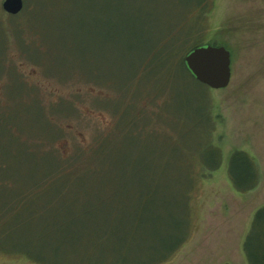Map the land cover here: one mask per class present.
I'll list each match as a JSON object with an SVG mask.
<instances>
[{
  "label": "rangeland",
  "instance_id": "1",
  "mask_svg": "<svg viewBox=\"0 0 264 264\" xmlns=\"http://www.w3.org/2000/svg\"><path fill=\"white\" fill-rule=\"evenodd\" d=\"M2 1L0 110L11 109L15 115L13 123L30 132H23V137L29 143L36 141L38 149H47L48 138L55 134L53 126L57 137L52 142L59 147V153L68 156L79 150L82 158H90L91 152L108 138L113 141L109 152L116 168L111 169L113 173L124 171L119 164L122 158L131 160L144 153L146 149L139 147L135 140L144 147L157 146L156 157L164 163L154 169L159 179L153 196L155 200L171 202L157 201L148 209L164 214L171 212L175 216V238L183 235L188 223L182 245L158 264H244L241 242L254 211L264 204V0H206L204 11L201 6H190L194 0L190 3L189 0H24L26 8L15 15L2 9ZM26 2H40L41 7L37 5L29 12L32 5ZM77 18L82 29L73 25ZM135 20L145 24L146 29L142 31L154 30L144 38V44L154 37L157 39L159 31L173 35L178 29L200 26L201 44L224 46L231 55L229 85L224 89L206 88L204 98L215 120L211 137L222 148V162L202 178L199 175L204 171L193 166L192 172L198 177L188 191L187 220L181 205L186 201L182 190L185 188L172 181L175 172L180 171L175 166L176 156L158 147L159 139L144 128V137L134 140L130 136V130L142 126L144 121L142 115L133 117V108L137 113L146 111L152 117L153 127L161 134L165 131L174 141L188 133L185 136L192 143L197 137L191 133L203 137L204 129L197 127L194 114L177 113L181 98L175 97L171 78L164 74L148 76L147 55L131 62L135 56L129 58L128 52L121 48L128 39L121 36L120 30L114 36L115 23L116 28L127 29L136 27L131 24ZM133 29L135 34L139 33ZM135 40L136 35L129 42ZM144 51L143 47L141 54ZM74 70L79 74L70 77ZM187 82L191 84L187 83L188 91L184 95L193 99L195 107L201 103L198 94L202 91L192 81ZM27 94L31 99L23 102L21 96ZM235 149L249 151L261 172L259 185L244 194L235 192L228 179V157ZM49 158L45 154L41 158L44 160L32 161L5 126L0 125V164L5 163L0 169L1 176L14 179L16 185L30 184L39 173H49ZM137 191L134 187L124 190L132 196ZM11 196L12 200L6 201L0 193V218L5 221L0 233L8 242L18 239L27 242L37 236L34 222L28 218V212L14 215L6 212L16 203V195L11 193ZM113 207L115 203L91 205L85 201L83 207L72 210L74 215L49 214L47 224H59L63 216L73 217L70 229L75 233L64 231V225L50 229L39 237L42 243L33 255L45 259L44 264L149 263L153 257L150 256L151 232L146 223L135 229L138 221L148 219L146 213L133 201L128 206H119L120 209ZM47 213L45 210L41 215ZM121 219L128 225L121 223ZM81 226L86 227L82 232ZM89 228H94L93 232ZM106 229L108 234H102ZM84 233L93 236H83ZM122 236L130 239L129 246L128 243L124 247L114 244ZM49 237L53 241L51 245L47 243ZM95 239L92 249L90 242ZM123 260L127 262L122 263ZM0 264L42 263L21 254L0 252Z\"/></svg>",
  "mask_w": 264,
  "mask_h": 264
},
{
  "label": "trees",
  "instance_id": "2",
  "mask_svg": "<svg viewBox=\"0 0 264 264\" xmlns=\"http://www.w3.org/2000/svg\"><path fill=\"white\" fill-rule=\"evenodd\" d=\"M192 1L193 0H189V3ZM204 3H206V0H194L190 6H201V11H204ZM26 4L32 5L29 12H32L37 5L41 7L40 2L37 4L26 2ZM25 6L23 7L24 9L26 8ZM189 7L187 10L192 8ZM185 16L186 14H184V17ZM118 22L121 23L122 21L119 20ZM137 23L140 25L137 26ZM131 24H134L136 27L127 29L120 27L116 28L115 23V28L113 30L114 36L116 30H120L121 36L127 37L128 39L127 43H122L123 46H121V48L128 52L127 55H129V58H131V55L133 57L135 56L136 59H132L131 62L138 61L142 58L143 54L147 55L149 60L146 61L145 70L147 71L146 73L150 74L148 76L164 74L168 78H171L173 83L171 88L175 92V97L181 98V106L180 109L177 108V113L194 114L193 120L197 123V127L204 129L203 137L199 133H191L197 137L192 143L190 139L185 136L188 135V133L178 136L179 140L174 141L171 135L165 131H162L164 134H161V132L153 127L151 121L152 117H150L146 111L137 113L133 108V117L142 115L144 121L142 126L130 130V136L134 138V140L136 137H144L142 135L144 133V128L147 130L148 134L154 135L159 139L160 143L158 147L163 148L167 154L171 156L175 154L176 156L175 166H177L180 171L175 172V175L172 176V181L179 183L181 188H185L182 190L183 197L186 201L181 205L184 207V213H186L185 217L187 220L188 191L191 190L196 177H198L192 172L193 166L197 165L204 171L199 175L201 176L199 178H202L205 174H211V172L216 170L222 162V148L211 137L215 120L212 118L211 107L209 108L207 101L204 100L206 95L205 89L208 87L196 82L186 69L183 62V56L188 51L201 45L203 40L199 39V35L202 33V28L200 26H193L186 29L181 28L176 30L173 35L171 32L163 35L161 31H159L157 39L154 37L155 40L153 39L148 44H144V38L151 35L154 30L149 28L145 32L142 31V29H146L143 28L145 24L138 20H135V23L133 22ZM73 25L82 29V23L79 18H77ZM107 26H109V23ZM133 28L138 29L139 33L142 35L139 36V33L137 34V32L135 34ZM195 28L196 30L194 31ZM135 35V42H129L130 38L134 40ZM143 47L145 48V51L141 54ZM120 53L124 54L122 51H120ZM3 59L5 60V58ZM3 63L4 65H7L5 61H3ZM74 74H79V72L76 70L72 71L70 77ZM187 81H192L202 91L198 94L200 95L198 100L201 101V103L195 107L192 106L193 99L191 100L188 96L184 95V93L188 91L189 85L187 83H190ZM22 84L25 86L24 83ZM25 89L28 91L26 86ZM25 96L28 98L26 99ZM25 96L23 98L21 96L23 102L31 99L28 94ZM195 100H197V98ZM202 103L204 104L201 105ZM41 110L43 111V108H41ZM6 111L0 110V125L2 124L5 126L8 134L19 143L22 151L35 162L38 160H44L41 158L44 157L45 154H49L51 163L49 166V173H39L40 175L33 179L30 184L20 182L19 185H16L14 179L7 177L4 178L0 175V193L2 192L4 194L6 201L12 200L11 193L16 195L14 199L16 201L15 205L7 209L6 212L11 215L28 212V218H30L31 222H34L35 234H37L36 237L27 242H23L19 239L15 242H8L3 239L2 233H0V252L21 254L30 258L34 262H41L44 264V262H46L45 259L37 258L33 255V251L36 250L37 245L40 246L42 243V238L39 237L49 232L50 229H56L60 225H64V231L69 232L71 230L70 228L73 227L70 225L74 223L73 217L68 219L63 216L62 220H59L61 223L47 224L46 217L49 216V214H56V216H58L60 213H65L67 217L69 214L74 215L72 210L79 206L83 207V202L85 201L91 205L115 203L113 209H120L119 206L123 205L128 206L132 201L135 202L136 205L139 204V209H143V212L146 213L148 219H143L142 223L138 221L135 229L138 230L141 225L146 223L147 229L151 232V239L153 242V246L151 247L153 251L150 255L153 257L147 264H158L167 260L182 245L185 240L188 223H186L183 229V235L179 238H175L174 234L175 230H177V225H174L175 216L171 212H165L164 214L163 212L159 213L148 209V206H153L157 201L162 204L171 202L165 199L155 200L153 196L154 189L156 188L159 179V175L154 169H159L164 163V161L163 163L159 162V159L156 157V154L158 153V150L156 149L157 146L149 145L144 147L142 144H138L137 140H135V143L139 147L145 148L146 150L142 155L132 157L131 160L122 158L119 164L121 167L120 170L124 171L122 173H113L111 169L115 168L114 159L109 153L112 150L111 144L113 141L111 142L108 138H105L100 142V144L91 152L93 154L90 158H82L79 154V150L74 151L71 155L62 156L59 153V147L52 142L57 137V131H55L56 129L53 126L52 129L55 134L47 140L50 141V147L40 150L36 147L38 146L35 143L36 141L31 142V144L27 141V138L23 137V132L28 130L17 126V123H13L14 119H12V117L15 115L11 114V109L8 108ZM194 111H198L197 114ZM44 116L46 118L45 113ZM196 116L198 117L196 118ZM16 120H20V122L22 121L19 118ZM48 121L52 125L51 121ZM167 124L169 125V123ZM32 145L34 147H32ZM80 153L82 155V151ZM4 166L5 163H3L2 166L0 164V169ZM149 166L151 167L149 170L150 173L147 175ZM227 174L233 190L242 194L254 190L261 180V172L257 160L249 151L243 149H235L229 153ZM131 187L139 189L136 196L124 192L126 188ZM177 201L178 200L176 199L175 202ZM29 209H31L30 212ZM154 209L157 210L155 207ZM45 210H48V213L46 215H41ZM121 223L126 224L127 222L126 220L121 219ZM3 224H5V221L0 218V229ZM85 228L81 226L80 231L82 232ZM93 230L94 228H89L90 232H93ZM121 230L124 231V225ZM70 233L75 232L71 230ZM113 233L114 232L111 230V234ZM115 233L119 235V232ZM102 234H108V230L106 229ZM83 236L93 235L90 233H84ZM62 241L64 240H60V242ZM96 241L97 239L90 242L92 249L95 248L94 243ZM116 241L117 243L113 241L116 246L124 247L127 246L130 239H127L126 236H122L117 238ZM47 243L49 245L53 244L50 237L48 238ZM241 253L245 264H264V204L256 208L252 215L249 229L241 242ZM121 262H127V260ZM222 264L230 263L224 262Z\"/></svg>",
  "mask_w": 264,
  "mask_h": 264
},
{
  "label": "water",
  "instance_id": "3",
  "mask_svg": "<svg viewBox=\"0 0 264 264\" xmlns=\"http://www.w3.org/2000/svg\"><path fill=\"white\" fill-rule=\"evenodd\" d=\"M2 9L11 15L19 13L24 7L23 0H3ZM183 62L201 85L212 89H224L231 79V55L224 46L201 44L183 56Z\"/></svg>",
  "mask_w": 264,
  "mask_h": 264
},
{
  "label": "crops",
  "instance_id": "4",
  "mask_svg": "<svg viewBox=\"0 0 264 264\" xmlns=\"http://www.w3.org/2000/svg\"><path fill=\"white\" fill-rule=\"evenodd\" d=\"M244 260V259H243ZM244 264H245V261H244Z\"/></svg>",
  "mask_w": 264,
  "mask_h": 264
}]
</instances>
